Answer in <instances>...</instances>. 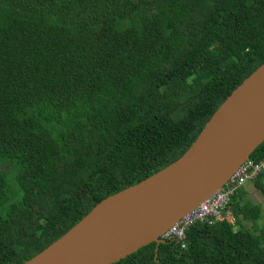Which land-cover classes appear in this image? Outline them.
Masks as SVG:
<instances>
[{"label":"trees","instance_id":"trees-1","mask_svg":"<svg viewBox=\"0 0 264 264\" xmlns=\"http://www.w3.org/2000/svg\"><path fill=\"white\" fill-rule=\"evenodd\" d=\"M263 63L264 0H0V264L177 160ZM252 183L264 199V172ZM249 203L240 189L234 225L198 223L184 247L114 264H264Z\"/></svg>","mask_w":264,"mask_h":264},{"label":"water","instance_id":"water-1","mask_svg":"<svg viewBox=\"0 0 264 264\" xmlns=\"http://www.w3.org/2000/svg\"><path fill=\"white\" fill-rule=\"evenodd\" d=\"M264 142V63L245 78L177 160L110 195L23 264H114L155 243L219 190Z\"/></svg>","mask_w":264,"mask_h":264},{"label":"built area","instance_id":"built-area-1","mask_svg":"<svg viewBox=\"0 0 264 264\" xmlns=\"http://www.w3.org/2000/svg\"><path fill=\"white\" fill-rule=\"evenodd\" d=\"M263 172L264 159L259 161H253L251 158L247 159L232 173L219 190L184 214L161 234L160 239L165 242L176 241L184 247L186 231L195 224L227 223L228 225H234L236 219L228 209L232 198L247 183L257 179Z\"/></svg>","mask_w":264,"mask_h":264},{"label":"rangeland","instance_id":"rangeland-1","mask_svg":"<svg viewBox=\"0 0 264 264\" xmlns=\"http://www.w3.org/2000/svg\"><path fill=\"white\" fill-rule=\"evenodd\" d=\"M2 169L7 170V171H10L11 170V167H10L9 164L4 163L3 166H2ZM246 193H247V197L246 198L248 200H250V203L251 204H253V203H257V204L260 203L262 205V208H263V219H262V221L260 220L258 222V227L261 228L262 226H264V199H263V197L261 195V192L254 187V185L252 184V182H249L248 183V185L246 187ZM243 224L245 225L246 228H251V226H252V222L251 221H245V222H243ZM258 230H259V228L257 229V231Z\"/></svg>","mask_w":264,"mask_h":264},{"label":"crops","instance_id":"crops-1","mask_svg":"<svg viewBox=\"0 0 264 264\" xmlns=\"http://www.w3.org/2000/svg\"><path fill=\"white\" fill-rule=\"evenodd\" d=\"M253 184V183H252ZM248 183L242 188V190H244L246 192V187H247ZM246 197H247V193H246Z\"/></svg>","mask_w":264,"mask_h":264}]
</instances>
